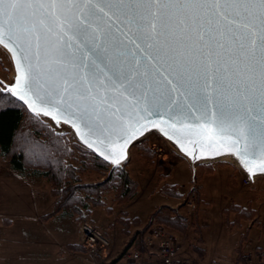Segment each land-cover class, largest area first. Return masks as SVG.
Here are the masks:
<instances>
[{
    "label": "snow or ice",
    "instance_id": "snow-or-ice-1",
    "mask_svg": "<svg viewBox=\"0 0 264 264\" xmlns=\"http://www.w3.org/2000/svg\"><path fill=\"white\" fill-rule=\"evenodd\" d=\"M121 16L141 34L150 27L157 35L159 25L183 39L196 37L208 59L207 77L203 88L185 96L191 103L180 100L186 70L168 79L155 66L141 69L135 53H128L131 62L114 61L106 39L116 47L123 44L115 43L117 35H126L117 26ZM5 40L15 44L11 50L19 73L9 91L33 112L57 123L63 113H71L77 121L73 126L82 134L81 125L92 133L103 130L107 118L108 131H115L126 145L150 130L149 124L169 135L161 123L148 119L166 107L172 122H162L173 129L170 138L189 155L192 152L176 133L197 134L214 151L240 156L253 174L245 157L258 156L256 167L264 172V0H0V44ZM136 48L140 50V45ZM213 55L225 62L213 61ZM230 67L237 76L246 74L240 83L247 103L237 110L213 105L211 119L204 121L196 113L209 106V90L213 84H225ZM7 111L0 107V117ZM189 116H195V124L188 122ZM226 127L233 128L235 138L224 135ZM109 156L119 164L124 148H112Z\"/></svg>",
    "mask_w": 264,
    "mask_h": 264
},
{
    "label": "rangeland",
    "instance_id": "rangeland-1",
    "mask_svg": "<svg viewBox=\"0 0 264 264\" xmlns=\"http://www.w3.org/2000/svg\"><path fill=\"white\" fill-rule=\"evenodd\" d=\"M17 77L10 51L0 44L2 86L10 90ZM38 115L46 118L55 130L67 133V148L61 149V155H64L67 166L83 168L84 171L79 174L82 181L104 180L102 172L90 166L83 167V155L75 146L76 142L83 143L71 125ZM136 142L148 144L154 159L141 156L138 148L134 147ZM136 142L131 146L126 161L118 165L111 163L113 166L125 165L131 177L139 183L138 195L121 207L113 202L115 195L111 192L105 196L106 204L92 207L85 220L110 239V257H118L130 239L122 231V223L118 219L122 210L128 211L131 216L139 215L147 221L148 215L160 205L177 208L180 213L188 215L189 219H175L177 228L176 225L165 228L178 237L182 250L201 264H235L244 250L264 248V175L247 183L248 172L235 164L230 156L211 161L201 158L192 162L171 139L156 130H150ZM18 143L22 144V141ZM7 165L10 167L8 158L0 155V168ZM37 178L52 193L49 181ZM164 184H174L175 189L183 193L182 196L175 198L164 194ZM107 207H111V210ZM76 225L73 220L70 237L73 241H76ZM135 230L132 228L131 231Z\"/></svg>",
    "mask_w": 264,
    "mask_h": 264
},
{
    "label": "trees",
    "instance_id": "trees-1",
    "mask_svg": "<svg viewBox=\"0 0 264 264\" xmlns=\"http://www.w3.org/2000/svg\"><path fill=\"white\" fill-rule=\"evenodd\" d=\"M1 83L0 80V107L7 108L8 111L0 117V155L8 158L10 167L21 175L42 177L49 181L52 194L57 198L49 214L61 212L73 215L82 223L92 207L106 204L107 194L114 192L113 202L121 207L126 206L138 195L139 183L131 177L125 165L113 166L94 150L76 142L75 146L83 155L81 161L83 167L90 166L105 176L102 181H82L79 174L84 171L83 168L67 166L64 155H61V149L67 148L65 144L67 133L55 130L46 118L32 112ZM20 140L22 144L18 143ZM18 145L21 146L17 148ZM135 146L141 156L154 159L148 144L136 142ZM175 187L174 184H164L162 192L175 198L182 196L183 193ZM107 208L111 210V207ZM118 219L122 223V231L130 236V239L120 255L114 259L115 262L127 250L145 251V234L156 222L174 227L175 219H189V217L180 213L177 208L160 205L148 215L147 221L142 220L139 215L131 216L125 210H122ZM175 227L177 228V225ZM132 228L136 230L131 231ZM70 247L75 250L79 248L86 250L81 243ZM240 255L237 260L240 259Z\"/></svg>",
    "mask_w": 264,
    "mask_h": 264
},
{
    "label": "water",
    "instance_id": "water-1",
    "mask_svg": "<svg viewBox=\"0 0 264 264\" xmlns=\"http://www.w3.org/2000/svg\"><path fill=\"white\" fill-rule=\"evenodd\" d=\"M113 11L115 10L113 9ZM126 20L127 17L121 16L120 20L117 22V26L122 29L123 32L126 33V35H117L115 43L123 41V44H121L119 47H116L114 42L110 38L106 39V45L112 52L114 61L116 63H121L122 61H125L127 59L129 62H131V57L128 55V53H135L137 58H141V69L155 66L159 69V72L163 73L164 76H167L168 79H173L174 75L177 72L186 70L187 83L185 87H182L180 89V91L184 93V95L180 96V100L185 104L191 103V98L185 100V96L188 95L189 90H199L203 88L207 77L206 65L208 63V59L200 51V46L196 41V37L193 35L191 40L183 39L179 37V34L173 35L167 30L162 29L159 25L156 29V32L158 33L157 35H152L150 27L148 28L147 34H141L136 31L134 25L127 24ZM150 20L151 17L148 16V21ZM103 26V22H101V27ZM113 31L115 33V29ZM132 41H135V43H133ZM136 44L140 45V50L136 48ZM2 45L8 48L16 65V54L11 50L12 47H15L14 42L5 40V44ZM149 45H151V47H149ZM173 49H175V51H173ZM211 59L213 61L219 59L220 63L225 62L223 59H220L215 55H213ZM177 60H179V64H177ZM126 66H130V64ZM246 78V74L237 76L235 74V71L230 67L228 80L223 85L218 86L216 84H213V88L209 90L211 95V103L207 108H204L197 112L196 115L202 116L204 121L210 120L213 105H223L226 109L231 110L241 109L247 102L244 99V95L242 94L240 82L241 80H244ZM160 79H163V76H160ZM16 97L19 98L18 96ZM21 101L25 103V101ZM25 104L28 107V104ZM29 109L31 110V108ZM39 114L44 115L43 113ZM142 115L144 114L142 113ZM148 119L161 123V126L169 132V135H173V129H171L168 124L162 122H172L171 114L167 111L166 107H161L159 112L154 113L152 116H149ZM187 120L189 123H196L195 116H189L187 117ZM60 121H70L66 123H68L72 127H74L73 124L77 122L75 121L71 113L68 112L63 113V118ZM227 123L229 122L226 121V124ZM150 126L151 125L149 124L148 128ZM179 127H181V124H177V128ZM81 128L83 129V134L82 132L77 131L76 128V132L73 129L78 139L84 145L94 150L98 155L112 162L114 165L118 164L113 162L112 157L109 156V151L114 147L122 146L124 148L125 155L126 150H128L129 147L131 148V146L137 140L136 137L140 135L138 133L126 145H124V141L118 138V135L115 131H108L111 128V121L107 118L103 123V130L97 129L96 131L89 133L83 125H81ZM224 135L233 136V138H235L233 128L231 127H226ZM176 138H179L185 145V147H187L192 152L191 155H187L192 162H196L197 160H201V158H205L204 155L206 152H217L214 151L213 148L208 147V142L201 140V138L197 134L189 133L187 131L178 132L176 133ZM193 141L200 142L197 143ZM202 149L204 152L203 155L200 154ZM238 157L240 158V156ZM245 158L249 160V166H252L253 170H256V165H258L260 162L258 156L247 155ZM240 160L243 162L241 158Z\"/></svg>",
    "mask_w": 264,
    "mask_h": 264
},
{
    "label": "crops",
    "instance_id": "crops-1",
    "mask_svg": "<svg viewBox=\"0 0 264 264\" xmlns=\"http://www.w3.org/2000/svg\"><path fill=\"white\" fill-rule=\"evenodd\" d=\"M35 178L0 168V264H90L86 250L70 247L80 243L79 220L49 214L56 198ZM73 220L76 241L70 238Z\"/></svg>",
    "mask_w": 264,
    "mask_h": 264
},
{
    "label": "built area",
    "instance_id": "built-area-1",
    "mask_svg": "<svg viewBox=\"0 0 264 264\" xmlns=\"http://www.w3.org/2000/svg\"><path fill=\"white\" fill-rule=\"evenodd\" d=\"M255 179L254 175H246L247 183ZM144 241L145 251L127 250L115 262L110 257V239L87 221L80 226V243L89 254L90 264H201L182 250L178 237L163 224L152 225ZM235 264H264V248L244 250Z\"/></svg>",
    "mask_w": 264,
    "mask_h": 264
},
{
    "label": "bare ground",
    "instance_id": "bare-ground-1",
    "mask_svg": "<svg viewBox=\"0 0 264 264\" xmlns=\"http://www.w3.org/2000/svg\"><path fill=\"white\" fill-rule=\"evenodd\" d=\"M49 117L52 118L51 116H49ZM52 119H53V118H52ZM54 120H55V119H54ZM161 128H163V127L161 126ZM73 129L75 130L74 127H73ZM149 129H150V130H156V131H158L161 135L167 137L168 139H171V140H172V141L178 146V148L180 149V151L182 152L183 155H188V153L184 150V148L181 147V145H180L179 143H176V139H174V138H170V135H165L164 131H161V130H159V129H157V128H153V127L150 126ZM150 130H145V131L143 132V134H140L139 136H137L136 139L139 140L140 138H142L143 136H145L147 133H149ZM75 132H76V130H75ZM137 140H136V141H137ZM129 150H130V147L128 148V150H126V153H125V155L123 156V158L120 159V163H123L124 161L127 160V158L129 157ZM188 156H189V155H188ZM204 156H205V159H206V160H209V161H211V160H221V159H223L224 157H228V156H230V157L232 158V161H233L235 164H237L238 166H240V168H242V169L245 170L246 172L250 173V172L247 170V168L245 167V164L240 160V158H239L236 154H234V153H232V152H228V151L220 150L219 152H216V153H207V152H206ZM231 158H230V159H231ZM253 172H254L255 174H253V173H250V174L254 175L255 177H258V176L264 175V172H260V171H258V169L253 170Z\"/></svg>",
    "mask_w": 264,
    "mask_h": 264
}]
</instances>
